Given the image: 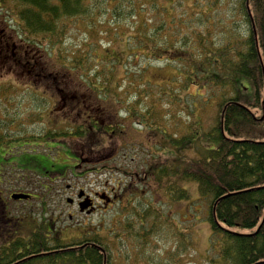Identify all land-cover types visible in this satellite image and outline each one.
Listing matches in <instances>:
<instances>
[{
	"label": "rangeland",
	"instance_id": "374dc122",
	"mask_svg": "<svg viewBox=\"0 0 264 264\" xmlns=\"http://www.w3.org/2000/svg\"><path fill=\"white\" fill-rule=\"evenodd\" d=\"M195 1L182 0V4L189 11L196 6L199 11L204 12L191 11V15L195 18L191 23L197 27L198 31L211 32L210 36L220 42H226L230 31L235 32L238 27L242 34H246L248 25L240 12L239 0H223L217 9L213 6L215 0H203L204 3L201 5ZM173 2L174 0H162L167 8L166 18L180 16L183 19L179 6L176 8L181 14L177 13L176 8L172 10ZM2 5L3 19L9 25L11 33L15 35V39L18 41L19 38H26L30 43V49L43 53V62L47 63L49 70L67 75V79H70L72 83L71 89L86 93L92 100L101 103L102 110L109 112L114 111L115 108H123L125 103V105H132L129 110H125L126 116L120 114L128 133L125 137L120 136L119 140L129 145L120 151V157L116 159L118 161H111L110 157L116 153V147L119 145L107 144L100 153L86 154L89 163H86L83 169L88 171L85 172L81 168L82 171L79 172L86 176L75 177L72 171L68 170L65 182H80L85 187L94 184L99 190L106 182L111 186L115 182L121 183L123 179L126 181L128 177L125 178L124 175L128 171L147 170L146 164L149 161L159 160L163 165V162L168 164L175 159V168L180 169V174L175 173L171 178L164 177L165 180L162 179L161 182L155 179L160 184L156 185L157 188H155L156 182L151 181V178L148 181L153 186H149L147 182L136 188L134 187L140 184V178H128L127 182L133 183V186L129 188L132 192L128 190L123 200L114 208L102 209L94 215L76 217L84 224L83 230L73 227L67 228L65 233L74 236L80 233L98 234L104 239L111 252L112 264H225L213 262V259L218 257L220 242L211 238L206 199H203L200 194L198 183L183 176L186 162L196 159L199 155L198 142L202 143L206 135L211 132L209 129L214 124L218 108L216 97L218 92L204 84V86L198 85L200 80L194 71L188 81L181 76L185 68L186 71L192 70L188 68L186 61L182 63L179 60L169 61L170 57H177L176 54L148 49L146 44L135 46L127 44V36L132 35L128 32V26L124 25L119 27L118 31H112L114 28L110 27L109 19L113 17L108 12L103 16L100 14L97 16L98 11L94 12L92 15L94 18L89 19L92 28H85L82 25L83 20L69 27L65 35V49L77 51V57L84 56L83 53L87 57L84 66L79 65L77 68L71 67L72 64L78 63H71L69 58L71 54L65 49H63L64 52L56 51V48L53 49L47 44L46 38L29 35L23 28L21 19L12 10H8V7H14L13 5ZM95 5L96 0H93L94 9H96ZM122 18H120L121 21L124 20ZM203 19L205 21L209 19V24L205 22L204 27L201 23ZM24 32L28 33V38L25 37ZM130 46L132 47L129 48ZM190 50H192V44L189 45L187 56ZM61 53H64L66 60L60 55ZM22 70L23 72L17 70L15 74L6 76L7 79L12 77L11 80L14 83L8 84L3 81L0 86V119L7 124L1 126V129L6 131L9 139L16 138V141L0 144L2 180L0 188L5 193L4 198L7 199L12 213L23 217L20 230L24 235H28L33 228L30 224L41 222L42 202L48 203L49 211H51L59 195L56 193L57 190H63L54 188L53 194L44 196V188L37 184L43 179L27 171L28 169L23 171L18 167L20 164L26 166L31 159L43 164L54 162L58 165L56 160H62V155H56L57 150L49 148L54 145V141L46 143L44 139L33 138V135L41 136L47 126H51L47 111L43 109L47 106L49 98H46L45 93L41 91L44 89L43 86L41 90L37 88L36 76L29 73L27 68ZM97 70L98 75L95 74ZM128 72L133 73L138 81L126 79ZM91 76L98 78L99 87L107 85L109 91L106 93L102 90L101 93V90H95L93 82L90 81ZM241 78L245 86L251 89L250 80L246 77ZM105 81L107 84L104 85ZM109 81L110 84H108ZM119 95L121 99L124 97V100L119 98L117 100L116 97ZM213 95L215 96L210 99L209 97ZM196 103L197 105L199 103L200 110L195 108ZM112 142L115 143L116 138ZM11 147H14L12 152L3 159L4 152ZM125 152L128 155L123 161ZM97 163L96 166H100V171H92V167ZM98 180L103 185H98ZM172 183H176L175 190L184 187L187 190V197H176L172 189L168 187ZM23 190L33 193L36 198H33L31 202L10 198V194ZM147 199L155 207L147 204L145 201ZM63 222L70 225L75 223L76 219L71 221L66 216Z\"/></svg>",
	"mask_w": 264,
	"mask_h": 264
},
{
	"label": "trees",
	"instance_id": "16d2710c",
	"mask_svg": "<svg viewBox=\"0 0 264 264\" xmlns=\"http://www.w3.org/2000/svg\"><path fill=\"white\" fill-rule=\"evenodd\" d=\"M195 2L200 5L204 3L203 0ZM0 3L1 6L13 5L8 10L21 19L29 35L46 38L47 44L59 52H64L65 35L71 24L83 20L82 25L89 29L92 28L89 19L94 18V12L98 11L97 16L108 12L113 17L109 19L110 27L114 28L112 31L128 26V32L132 35L127 36V44H146L148 49L176 54L177 57H170L169 61H186L192 70L186 71L183 67L185 69L181 76L188 81L194 71L201 83L198 85L215 89L218 92V108L214 124L203 142H198V157L186 162L183 176L196 181L200 194L206 199L211 238L220 242L218 260L213 259V262L264 264V0H239L240 12L248 29L246 34L240 32V27L235 32L230 31L226 42L217 41L210 36L211 32L198 31L191 23L195 19L191 11L204 12L196 6L189 11L182 0H174L171 8L174 10L179 6L182 14L176 8L177 13L184 16L183 19L180 16L167 19V8L162 0H96V9L93 0H0ZM222 3L223 0H215L214 9ZM205 22L209 24V19L202 20V27ZM27 32H24L25 36L29 37ZM197 33L200 35L197 36ZM190 44L192 50L189 57L187 50ZM65 51L71 54V63H78V66L72 64L71 67L84 66L85 53L77 57V51ZM60 55L63 57L64 53ZM63 59L66 60V56ZM98 73V70L97 73L95 71L96 75ZM126 75V79L138 81L133 73ZM94 77L91 76L90 81L95 90L107 93V81L105 86L99 87L98 78ZM241 77L250 80L251 89L245 86ZM120 96L116 99L124 100ZM125 104L120 111L132 107ZM198 105L196 103L195 108L200 110ZM6 125L0 122V144L10 140L6 131L1 129ZM174 160L168 164L163 162V165L159 160L149 161L147 170L137 173L141 176L144 172L151 181L161 182L164 177L180 174ZM132 173L137 174L136 171ZM158 182L155 188L160 185ZM175 185H168L173 194L179 198L187 197V190L184 187L175 190ZM48 195L45 190L44 196ZM147 204L155 207L151 201ZM86 237V241L95 246L72 250L61 248L68 243L60 239L53 242L42 228L37 229L30 238L21 237L10 243L9 247L0 246V264L17 260L18 264H112L111 252L104 239L98 234H88ZM99 248H103V251Z\"/></svg>",
	"mask_w": 264,
	"mask_h": 264
},
{
	"label": "flooded vegetation",
	"instance_id": "af4514ba",
	"mask_svg": "<svg viewBox=\"0 0 264 264\" xmlns=\"http://www.w3.org/2000/svg\"><path fill=\"white\" fill-rule=\"evenodd\" d=\"M8 26L6 20L3 19L0 3V86L3 81L8 84L14 83L11 80L12 77L7 79L6 76L15 74L14 72H18L17 70L23 72V68H27L29 73H33L36 76L35 81L38 82L37 88L41 90V86H43L44 89L41 91L45 93L46 98H49L47 106L43 109L47 111V118L51 126H47L41 136L40 134L33 135V138L44 139L46 143L54 141V145L49 148H55L57 150L56 155H62L63 160L62 162L61 159H57L58 165L54 162L44 165L31 159L26 166L20 164L18 168L23 171L28 169V171L39 175L43 180L37 184L44 188L47 194H53L54 188H60L63 191L57 190L56 193L59 195L51 211H49V204L44 203L45 208L43 207L41 222L30 224L33 225V228H31L28 235H24L20 230V226H22L21 218L23 217L12 213L6 201L7 199L4 198L5 193L0 188L1 246L9 247L10 243L19 240L21 237L30 238L37 229L41 228L42 230L44 229L46 236L51 241L54 242L60 239L68 243L66 247L61 248L78 250L88 248L90 245L95 246L94 243L86 241V236L90 233H80L74 236L66 234L65 230L73 227L83 230L82 226L84 224L76 217L94 215L101 212L102 209L114 208L118 202L123 200L129 188L133 186L132 181L127 182L128 178H140V184L134 188L147 182L151 186V183L148 181L149 178L144 172L140 176L137 173L140 171L135 170L136 175L132 171H128L124 175L125 178H128L126 181L123 179L121 183L115 182V184L109 186L107 182L103 185L98 180V185H103L99 190L95 188L94 184L90 187L86 186V188L80 182L67 183L65 179L67 178L68 170H71L75 177L81 178L86 176L84 173L79 174L86 163H89L86 154L89 152L100 153L107 147V144L119 145L116 147V153L111 155V161L120 157V151L129 145V143L119 140L120 136L125 137L128 133L125 128L124 119L120 117V114H124V112L120 111L121 108H115L112 112L102 110L101 103L92 100L86 93H79L78 90L71 89L70 85L72 83L70 79H67V75L50 71L47 63L43 62L44 54L34 52L33 48L30 49V43L26 38H19L17 41ZM114 138H116L115 143L112 142ZM12 141H16V138H10L7 142ZM13 148L11 147L10 150L6 149L2 158L5 159L8 153L12 152ZM123 155H125L123 160L125 161L128 153L125 152ZM96 165L98 163L92 167V170L94 171L97 168V171H100V166ZM83 171L87 172L88 170L83 169ZM1 184L0 175V186ZM129 191L132 192L131 190ZM20 192L29 194L27 199H23L25 201L31 202L33 198H36L33 193L27 190ZM64 200L65 204H63ZM145 201L146 203H150L148 199ZM84 204H88V206L83 208ZM66 216L71 221L76 219V222L66 225L63 222ZM99 249L103 251V248ZM17 261L8 262V264H15ZM3 263L6 264L7 262L3 261Z\"/></svg>",
	"mask_w": 264,
	"mask_h": 264
},
{
	"label": "water",
	"instance_id": "95a60500",
	"mask_svg": "<svg viewBox=\"0 0 264 264\" xmlns=\"http://www.w3.org/2000/svg\"><path fill=\"white\" fill-rule=\"evenodd\" d=\"M29 197V194L26 193H13L12 194V198L13 199H27ZM88 206V204H84L83 208H86Z\"/></svg>",
	"mask_w": 264,
	"mask_h": 264
}]
</instances>
